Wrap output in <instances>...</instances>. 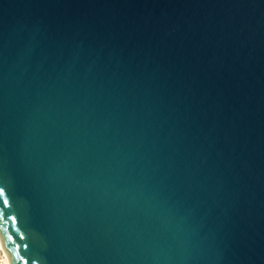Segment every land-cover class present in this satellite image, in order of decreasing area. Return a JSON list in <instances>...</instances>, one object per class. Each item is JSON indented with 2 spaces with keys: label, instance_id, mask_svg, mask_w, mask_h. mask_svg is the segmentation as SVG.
Here are the masks:
<instances>
[{
  "label": "water",
  "instance_id": "obj_1",
  "mask_svg": "<svg viewBox=\"0 0 264 264\" xmlns=\"http://www.w3.org/2000/svg\"><path fill=\"white\" fill-rule=\"evenodd\" d=\"M0 186L11 264H264V0H0Z\"/></svg>",
  "mask_w": 264,
  "mask_h": 264
},
{
  "label": "snow or ice",
  "instance_id": "obj_2",
  "mask_svg": "<svg viewBox=\"0 0 264 264\" xmlns=\"http://www.w3.org/2000/svg\"><path fill=\"white\" fill-rule=\"evenodd\" d=\"M10 194L6 192L5 188L0 186V220L8 219L11 220L13 224L16 223V217L11 215L12 205L10 203ZM11 239V237H9ZM26 264V262H25Z\"/></svg>",
  "mask_w": 264,
  "mask_h": 264
},
{
  "label": "bare ground",
  "instance_id": "obj_3",
  "mask_svg": "<svg viewBox=\"0 0 264 264\" xmlns=\"http://www.w3.org/2000/svg\"><path fill=\"white\" fill-rule=\"evenodd\" d=\"M0 246L3 249V251H4V247H3V244H2V241L1 240H0ZM4 264H11L10 261H9V259H8V257H7V255H6V253H5V256H4Z\"/></svg>",
  "mask_w": 264,
  "mask_h": 264
},
{
  "label": "built area",
  "instance_id": "obj_4",
  "mask_svg": "<svg viewBox=\"0 0 264 264\" xmlns=\"http://www.w3.org/2000/svg\"><path fill=\"white\" fill-rule=\"evenodd\" d=\"M4 256H5V252L0 246V264H4Z\"/></svg>",
  "mask_w": 264,
  "mask_h": 264
}]
</instances>
